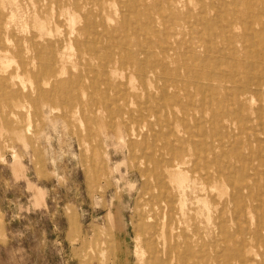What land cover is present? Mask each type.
Instances as JSON below:
<instances>
[{"label": "rangeland", "instance_id": "obj_1", "mask_svg": "<svg viewBox=\"0 0 264 264\" xmlns=\"http://www.w3.org/2000/svg\"><path fill=\"white\" fill-rule=\"evenodd\" d=\"M118 1L0 0V24L7 29L0 39L6 37L10 42L1 49H7L2 51L6 61L11 58L3 67L0 62V90L6 87V91L13 88L21 93L12 97L0 91V264H143L141 252L147 237L145 192L150 187L145 173H149L148 169L157 172L152 167L153 160L179 166L191 187L178 191L171 184V264H264V79L259 88L251 85L247 92L239 94L244 90L240 84L253 80V73L264 75V0H158L154 9V0ZM133 1L139 13L129 7ZM74 2L78 11L101 24L97 31L113 33H93L99 44L92 55L88 50L79 51L74 35L67 43L54 35L56 30L64 33L67 29L65 11L60 13L58 6L63 4L65 10L72 11ZM150 16L152 27L147 29L143 25ZM39 26L44 38L54 40L52 53L60 59L56 67L61 73L59 81L79 72L95 80L100 55L116 54L115 45L120 46L122 40L126 41V51L145 48L151 51L149 59L163 62L155 66L160 75L143 85L145 93L141 96L128 97L126 102L109 107L107 103L91 108L83 104L67 106L60 99L38 96L33 89L39 67L22 66L21 59L33 57L32 44ZM74 26L81 27L82 21L77 19ZM11 51L21 53L11 55ZM116 64L118 75L124 72L117 75L118 80L128 81L133 68L120 60ZM209 70L216 74V80L225 81L221 93L226 91L228 95L216 122L211 121V111L202 117L194 109L201 94H206L197 89V80ZM8 74L17 77L11 81ZM53 81L43 88L50 90ZM164 84L168 86L162 91ZM147 94L151 95L148 102ZM161 97L171 104L164 106L158 116L149 114V110L144 112L143 106L159 104ZM78 101L84 102L85 98L78 97ZM185 106L193 109L190 114H185ZM203 118L207 122L202 123ZM190 137H195L194 142ZM171 146L179 148V153L174 154ZM255 154L259 158L255 159ZM197 195L207 199L203 198L207 205L196 202ZM108 239L115 252L113 260Z\"/></svg>", "mask_w": 264, "mask_h": 264}, {"label": "bare ground", "instance_id": "obj_2", "mask_svg": "<svg viewBox=\"0 0 264 264\" xmlns=\"http://www.w3.org/2000/svg\"><path fill=\"white\" fill-rule=\"evenodd\" d=\"M49 1V0H47ZM56 1V0H55ZM57 1H61V0H57ZM118 1V0H117ZM136 1V0H135ZM133 1V2H130V5L129 7L134 9L135 11L138 12V9H137V3ZM164 1V0H162ZM168 1V0H167ZM250 1V0H249ZM37 2V0H36ZM122 2V1H121ZM263 2V1H261ZM28 3V2H27ZM57 3V2H55ZM60 3V2H59ZM93 3V2H92ZM119 3V1H118ZM123 3V2H122ZM125 3V2H124ZM233 3V2H232ZM264 3V2H263ZM37 4V3H36ZM97 4V3H96ZM40 5V4H39ZM48 5V4H47ZM53 5V4H52ZM83 5V4H82ZM125 5V4H124ZM160 5V4H159ZM50 6V5H49ZM98 6V5H97ZM123 6V5H122ZM158 6V0H154V3L152 4L151 7L156 8ZM222 6V5H220ZM239 6V5H238ZM53 7V6H52ZM84 7V6H83ZM78 8V4L76 2L74 3H71V9H64V5L61 4L58 6V9L60 11V13H62L63 11H65V15H64V20L66 22V26H67V29L66 31H64V33L62 32H59L58 30L55 31V34L54 35H57V36H60L61 37V40L63 42H69V36H73L74 35V38H73V41L75 44L78 45L79 47V51H85V50H88L89 52H91V55L92 53H94L95 51H97V44H99V40L98 38H96L95 36H92V35H95L93 34L94 32L96 33V35H106V36H109V35H112L113 36V33L112 32H108L107 30H105V32L101 29L99 31L96 30L97 26L101 25V24H96V23H93L90 19H88V17L85 15L87 13H81L80 11L77 10ZM86 8V7H85ZM99 8V7H98ZM259 8V7H257ZM48 9V8H47ZM114 9V8H113ZM251 9V8H250ZM133 10V12H134ZM48 11V10H47ZM62 11V12H61ZM78 11V13H77ZM149 11V9H148ZM95 12V11H93ZM129 12V11H128ZM132 12V13H133ZM237 12V11H236ZM246 12V11H245ZM39 13V12H38ZM97 13V12H96ZM139 13V12H138ZM222 13V12H221ZM45 14V13H44ZM57 15V14H56ZM125 15V14H124ZM131 15V14H130ZM132 15H135V14H132ZM137 15V14H136ZM135 15V16H136ZM5 16V15H4ZM255 16V15H254ZM126 17V15H125ZM125 17H124V20H125ZM140 18V17H139ZM78 20L82 21V26L81 27H75L74 24L75 22ZM173 19V18H172ZM203 19H204V16H203ZM260 21V19H259ZM258 21V22H259ZM3 20H1L0 23H2ZM126 22V21H125ZM141 22V21H140ZM146 22V21H145ZM233 22V21H232ZM142 23V22H141ZM166 23V22H165ZM126 24V23H125ZM264 24V23H263ZM262 24V25H263ZM2 26H0V36L1 35H6L7 33V29H5L3 26V24H0ZM59 25V24H58ZM143 25V23H142ZM63 26V25H62ZM65 26V27H66ZM105 26V25H104ZM144 27H146L147 29H151L152 27V19H151V16L149 18V20L143 25ZM143 26L141 27V29H143ZM199 26V25H198ZM218 26V25H217ZM257 26V25H256ZM255 26V27H256ZM192 27V26H191ZM232 27V26H231ZM255 27H253L252 29H254ZM112 28V27H111ZM133 28H136V27H133ZM139 28V26H138ZM137 28V29H138ZM202 28V27H201ZM63 29V27H62ZM99 29V28H98ZM104 29V28H103ZM209 29H212V27H210ZM256 29V28H255ZM257 30V29H256ZM260 30H263V28ZM115 31V30H114ZM137 30H135L136 32ZM147 31V30H146ZM120 32V31H119ZM208 32V31H207ZM260 32V31H259ZM15 33V32H14ZM98 33V34H97ZM133 33V32H132ZM137 33V32H136ZM135 33V34H136ZM147 33V32H146ZM195 33V32H194ZM245 33V32H244ZM19 34V33H18ZM33 34V33H32ZM30 33V35H32ZM48 34V33H47ZM120 34V33H119ZM193 34V33H192ZM34 35V34H33ZM61 35H65V37L61 36ZM35 36L37 37L34 42H33V52H34V55L33 57H30V56H25V58L21 61H22V66H29L30 69L31 68H34L36 66L39 67V70L34 74V78H35V87L33 89V93L37 94L38 96H42V97H46L50 100H56V99H60L62 102L61 104L64 103V105L66 104L67 106L71 105V104H83L84 107L87 106L89 108L99 104V105H102V104H108V107L110 104H117L121 101H125V99H127L128 97H138V96H141L142 94L145 93V91L143 90V85L146 84L147 82H149V79L151 77H154V76H159L160 73H156L155 71V66L156 64H162L163 62L159 61L157 62L156 60H151L149 59V57L151 56V51L149 50H141V51H126V49L124 48V45L126 43H124V41L120 39L121 43H118L120 44V46H116L117 49H114L116 51V54L112 53V52H103L100 57H99V62L100 64L98 66H96V78L95 80H89L87 76L85 75H82V73H77V74H74V75H70L66 80H62V81H59L58 78H59V75L61 74L60 72L56 71V67L58 65H60V59H58V57H56V54H53L52 51L54 50L53 46H54V40H47V38H44L43 36V29H42V26H39L38 29H37V32H35ZM34 36V37H35ZM81 36H84V37H87L85 38V40H82V37ZM106 36H104V38H106ZM118 36V35H117ZM137 36V35H136ZM156 36V35H155ZM201 36V35H200ZM222 36V35H221ZM264 36V35H263ZM22 37V36H21ZM126 37V36H125ZM196 37H198L196 35ZM217 37V36H215ZM220 37V36H219ZM257 37V36H256ZM5 39L2 40V38L0 39V62L2 64V67L5 66V64L8 63L10 59H8L7 61L5 60L7 55L5 56L4 53H2V51H6L5 49H1L2 47L1 46H9V43H8V40L6 39V37H4ZM20 38V37H19ZM28 38V37H27ZM29 38H31L29 36ZM102 38V37H101ZM114 38V37H113ZM117 38V37H116ZM122 38V36H121ZM151 37H149L150 39ZM226 38V37H225ZM261 38V37H260ZM11 39V38H10ZM125 39V38H124ZM157 39V38H156ZM250 39V38H248ZM248 39H246L245 41H247ZM18 40V39H17ZM16 40V41H17ZM129 40V39H128ZM208 40H210L208 38ZM260 40H263V39H260ZM259 40V41H260ZM11 41V40H10ZM102 41V40H101ZM100 41V42H101ZM103 41H105L103 39ZM117 41V40H115ZM119 41V42H120ZM257 41V40H256ZM23 42V40H22ZM27 42V41H26ZM249 42V40H248ZM106 43V42H105ZM114 43V42H113ZM203 43V42H202ZM208 43V42H206ZM213 43V42H212ZM211 43V44H212ZM13 44V43H12ZM73 44V43H72ZM109 44V43H108ZM129 44V42H128ZM166 44V43H165ZM178 44V43H177ZM28 45V43H27ZM104 45V43H103ZM202 45V44H201ZM214 45V44H213ZM253 45V44H252ZM62 46V45H60ZM65 46V45H64ZM106 46V45H104ZM108 46V45H107ZM142 46V45H141ZM158 46V45H157ZM161 46V45H160ZM177 46V45H176ZM256 46V44H255ZM55 47V46H54ZM74 47V46H73ZM102 47V46H101ZM142 47H145V46H142ZM167 47V46H166ZM172 47V46H171ZM180 47V46H179ZM251 47V46H250ZM254 47V46H253ZM8 48V47H7ZM24 48V47H23ZM31 48V47H29ZM105 48V47H104ZM159 48V47H158ZM170 48V46H169ZM209 48V46H208ZM99 49V48H98ZM109 49V48H108ZM129 49V48H128ZM133 49V48H132ZM142 49V48H141ZM65 51L67 50L66 47L64 49ZM104 50V49H103ZM156 50V49H155ZM161 50V49H160ZM165 50V49H164ZM173 50V49H171ZM170 50V51H171ZM195 50V49H194ZM211 50V49H210ZM225 50V49H224ZM15 51V50H14ZM19 51V50H17ZM192 51V50H190ZM219 51V50H218ZM222 51V50H221ZM46 52H48L46 54ZM68 52V51H67ZM165 55L168 50L166 51H163ZM195 52V51H194ZM7 53V52H6ZM21 53V51H20ZM20 53H14L16 55H20ZM75 53V52H74ZM87 53V52H86ZM215 53V52H214ZM12 54V51H11V55H14ZM90 54V53H89ZM225 54V53H224ZM90 55V56H91ZM215 55V54H213ZM194 56V55H193ZM217 56V55H216ZM219 56H221L219 54ZM22 57V56H21ZM154 57V56H153ZM224 57V56H223ZM13 58V57H12ZM17 58V56H16ZM77 58V57H76ZM91 58V57H90ZM206 58V56H205ZM19 59V57L17 58ZM250 59V57H249ZM248 59V60H249ZM15 61V59H13ZM12 60V61H13ZM93 59H91L92 61ZM118 60H120L121 64H124V63H127L128 65H130L132 68H133V71H131V76L130 78L128 79V81L126 82H122L121 80H118V77L121 75L124 74V72L120 73L118 75V68L116 67V63H118ZM201 60V58H200ZM204 60V59H203ZM259 60V59H258ZM13 61V62H14ZM20 61V60H19ZM205 61V60H204ZM257 61V60H256ZM262 61V59H261ZM11 62V61H9ZM73 62V61H72ZM88 62V61H87ZM93 62V61H92ZM91 62V63H92ZM209 62V61H208ZM214 62V61H213ZM21 63V62H19ZM79 63V62H78ZM166 63V62H165ZM249 63V62H248ZM74 64V63H73ZM72 64V65H73ZM90 64V63H89ZM94 64V63H93ZM252 64V63H251ZM250 64V65H251ZM75 65V64H74ZM83 65V64H82ZM85 65V64H84ZM91 65V64H90ZM127 65V66H128ZM167 65V64H166ZM173 65V64H172ZM176 65V64H175ZM206 65V64H205ZM214 65V64H212ZM211 65V66H212ZM236 65V64H235ZM255 65H258V64H255ZM7 66V65H6ZM63 66V64H62ZM64 66H65V63H64ZM76 66V65H75ZM88 66V65H87ZM95 66V65H94ZM163 65H161L162 67ZM180 66V65H179ZM186 66V65H185ZM184 66V67H185ZM202 66V65H201ZM216 66V65H214ZM213 66V68H214ZM248 66V65H246ZM72 69L74 66H71ZM70 67V68H71ZM86 67V66H85ZM165 67V65H164ZM249 67V66H248ZM257 67V66H256ZM259 67V66H258ZM0 68H1V65H0ZM27 68V67H26ZM25 68V69H26ZM61 68V67H60ZM62 68H65V67H62ZM82 68V67H81ZM80 68V69H81ZM89 68V67H87ZM94 68V67H93ZM168 68V66H167ZM201 68V67H200ZM208 68V66H207ZM250 68V67H249ZM69 69V68H68ZM79 69V68H78ZM124 69V68H123ZM170 69V68H169ZM192 69V68H191ZM202 69V68H201ZM206 69V68H205ZM212 69V68H210ZM75 70V68L73 69ZM157 70V68H156ZM189 70V69H188ZM187 70V71H188ZM208 70V69H207ZM17 71V70H16ZM30 71V70H29ZM86 71V70H85ZM212 71V70H211ZM247 71V70H246ZM252 71V70H250ZM66 72V71H65ZM120 72H121V69H120ZM127 72V71H125ZM200 72V71H199ZM224 73H226V71H223ZM25 73V72H24ZM74 73V72H73ZM176 73V71H175ZM217 73V72H216ZM220 73V72H219ZM16 74V72H15ZM32 74V75H33ZM128 74V73H127ZM164 74V73H163ZM170 74V73H169ZM168 74V75H169ZM193 74H195L193 72ZM198 74V73H196ZM195 74V75H196ZM227 74V73H226ZM249 74V73H248ZM263 74V73H262ZM262 74H259V73H253L251 75V79L253 80H246L245 82L241 83L240 86H242L241 88H243L244 90L239 92V94H244L245 92H247L249 90V87L251 85H255L256 88H259L260 86V81L264 79V75ZM118 75V77H117ZM66 76V75H65ZM170 76H173L170 74ZM175 76V75H174ZM177 76V75H176ZM224 76V75H223ZM1 77V76H0ZM7 77V76H6ZM14 77H17L16 76H9L8 74V79L10 78L11 81L13 80ZM129 77V76H128ZM165 77V76H164ZM189 77V76H188ZM198 77V76H196ZM136 79L137 80V83L133 80ZM169 78V77H168ZM225 77H223L224 79ZM4 79V78H3ZM2 79V80H3ZM6 79V78H5ZM17 79V78H16ZM153 79V78H152ZM180 79V78H179ZM192 80V78H190ZM217 79V76L216 74L212 71L210 72H207L203 75V77H200L198 80H197V84H199L197 86V89L205 94V95H202L201 94V98H200V101H199V104L198 105H195V110L198 111V112H201V115L203 117V114L207 111H211L212 113V118H211V121L212 122H216L218 117L221 116V114H223L222 112V109L223 107H225L224 105V100L225 98L228 99V95L226 94V91L225 93H221V90L223 89L224 90V86L222 83V80L221 81H218L216 80ZM54 80V81H53ZM186 80V79H185ZM196 80V79H195ZM229 80V79H228ZM1 81V80H0ZM21 81V80H20ZM48 81V82H46ZM49 81H53L51 84V89L50 90H46L43 88V85L49 83ZM151 81V80H150ZM161 81V80H160ZM184 81V80H183ZM204 81V82H203ZM216 81V82H215ZM237 81V80H236ZM252 81H255V82H252ZM3 82V81H2ZM9 82V81H8ZM152 82V81H151ZM187 82V81H186ZM189 82V80H188ZM192 82V81H191ZM263 82V81H262ZM31 83V82H30ZM153 83V82H152ZM156 83V82H155ZM161 83V82H160ZM203 83V84H201ZM235 83V82H233ZM24 84V83H23ZM162 84V83H161ZM234 85V84H233ZM233 85L231 87H233ZM6 86V85H5ZM166 84H164V86L162 87V91L166 90ZM228 86V85H227ZM9 87V86H8ZM20 88V87H19ZM30 88V86H29ZM148 88V87H147ZM157 88V87H156ZM161 88V87H160ZM253 88V87H252ZM263 88V87H262ZM261 88V89H262ZM13 89V88H12ZM7 90L6 91V87L5 89L3 90V94L4 95H8V96H18L20 92H18V90ZM21 90V89H20ZM169 90V89H168ZM172 91V90H171ZM187 91V90H186ZM189 91V90H188ZM256 91V90H255ZM31 93V92H30ZM229 93V92H228ZM21 94V93H20ZM169 94V93H168ZM172 94V93H171ZM154 95V93L152 94ZM7 96V97H8ZM150 94H147L146 95V98L147 99L146 101L148 102V100H150ZM193 96V95H192ZM15 97V98H16ZM19 97V96H18ZM27 97V96H26ZM78 97H84L85 98V101L84 102H79L78 101ZM143 97V96H142ZM166 97V96H165ZM252 97V96H251ZM10 98V97H9ZM8 98V99H9ZM162 98V97H161ZM160 98V99H161ZM171 98V97H170ZM254 98V97H252ZM23 99V98H22ZM174 99V97H173ZM172 99V100H173ZM76 100L78 101V103L76 102ZM132 100V99H131ZM261 100V99H260ZM14 101V100H13ZM130 101V100H129ZM145 101V102H146ZM53 102V101H52ZM126 102V101H125ZM138 102V101H137ZM171 101L166 100L165 98H162V101L159 103V104H154V103H150L149 105H147V108L143 106V109L145 110L144 112H146V110H149V114L153 115V116H158L159 115V112L161 111V109L164 107V106H167L168 104H171L170 103ZM173 103V102H172ZM250 103H253L252 101ZM257 102L255 101V104ZM136 104V103H135ZM34 105V104H33ZM138 105H140L138 103ZM137 105V106H138ZM146 105V104H145ZM104 106V105H103ZM129 106V105H127ZM194 106V105H193ZM33 107H36V106H33ZM38 107V106H37ZM83 107V106H81ZM101 107L100 106V109L101 110ZM106 107V106H105ZM258 107V106H257ZM53 108V107H52ZM71 108V107H70ZM73 108V107H72ZM77 108V107H76ZM118 108V106H117ZM120 108V106H119ZM126 108V107H125ZM129 108V107H127ZM233 108V107H232ZM263 108V107H262ZM75 109V108H74ZM73 109V110H74ZM121 109V108H120ZM172 109V108H171ZM184 111H186L185 114H190V111H192L193 109H190L189 107H183ZM126 110V109H125ZM227 110V109H225ZM230 110V109H229ZM228 110V111H229ZM10 111V110H9ZM71 111V110H70ZM82 111V110H80ZM124 112V110L121 109V112ZM237 111H238V108H237ZM263 111V110H262ZM36 112V111H35ZM84 112V111H83ZM99 112V111H98ZM101 112V111H100ZM104 112V111H103ZM141 112V111H140ZM226 112V111H225ZM233 112V110L231 111ZM131 113V112H129ZM147 113V112H146ZM227 113V112H226ZM264 113V111H263ZM14 114V113H13ZM37 114V113H35ZM39 114V113H38ZM82 114V112H81ZM80 114V115H81ZM111 114V113H110ZM118 114V113H117ZM134 114V113H133ZM175 114V113H173ZM259 114V113H258ZM257 114V115H258ZM2 115V114H1ZM12 115V113H11ZM114 115V114H113ZM112 115V116H113ZM121 115V114H120ZM119 115V116H120ZM128 115V114H127ZM135 115V114H134ZM141 115V114H140ZM168 115V114H167ZM200 115V116H201ZM205 115V114H204ZM3 116V115H2ZM224 116V115H223ZM235 116V115H234ZM87 117V115H86ZM117 117V116H116ZM136 117V115H135ZM138 117V116H137ZM146 117V116H145ZM211 117V116H210ZM233 117V116H232ZM238 117V116H237ZM236 117V118H237ZM249 117V116H248ZM85 118V117H84ZM115 118V117H114ZM142 118V116H141ZM155 118V117H154ZM169 118V117H168ZM183 118V117H182ZM247 118V117H246ZM245 118V119H246ZM112 119V118H111ZM110 119V120H111ZM116 119V118H115ZM122 119V118H121ZM135 119V118H134ZM140 119V118H139ZM138 119V120H139ZM146 119V118H145ZM144 119V120H145ZM191 119V118H190ZM189 119V120H190ZM234 119V118H233ZM251 119V117H250ZM257 119V118H256ZM260 119V117H259ZM159 120V119H158ZM168 120V119H167ZM166 120V122H167ZM186 120V119H185ZM197 120V119H196ZM254 120V119H252ZM261 120V119H260ZM3 121V120H2ZM174 121V120H173ZM241 121V118L240 120ZM238 121V123H239ZM244 121V119H243ZM250 121V120H249ZM259 121V120H258ZM139 122V121H138ZM158 122V121H157ZM163 122V121H162ZM191 122V121H190ZM189 122V123H190ZM201 122V121H199ZM204 122H207L204 118L202 119V123ZM248 122V121H247ZM261 122V121H260ZM6 123V122H5ZM149 123V122H148ZM182 123V122H181ZM188 123V122H187ZM198 122L196 121L195 124H197ZM219 123V122H218ZM244 123V122H243ZM242 123V124H243ZM251 123V122H249ZM12 124V123H11ZM115 123H113L114 125ZM141 124V123H139ZM173 124V123H172ZM240 124V123H239ZM241 124V125H242ZM252 124V123H251ZM260 124V123H259ZM161 125V124H160ZM165 125V124H164ZM170 125V124H169ZM152 126V125H151ZM207 126V124H206ZM224 126V125H223ZM255 126V125H254ZM130 127V125H129ZM150 127V126H149ZM205 127V126H204ZM222 127V126H221ZM3 128V127H2ZM167 128V127H166ZM196 128V127H195ZM200 128V127H199ZM202 128V127H201ZM206 128V127H205ZM238 128H241V127H238ZM246 128V127H245ZM244 129V128H243ZM250 129V128H249ZM127 130V128H126ZM140 130V129H139ZM144 130V128H143ZM187 130V129H186ZM200 130V129H199ZM202 130V129H201ZM142 131V130H140ZM182 131V130H181ZM206 131V130H205ZM232 131V130H231ZM245 131V130H244ZM240 132V131H239ZM238 132V133H239ZM2 133V132H1ZM130 133V132H129ZM167 133V132H166ZM205 133V132H204ZM255 133V132H254ZM200 133H198L199 135ZM162 135V134H160ZM201 135V134H200ZM238 135H241V133H239ZM244 135V134H243ZM264 135V134H263ZM155 136V135H154ZM206 137V136H205ZM139 138V137H138ZM158 138V137H157ZM156 138V139H157ZM164 137H162L163 139ZM177 138V137H176ZM195 137H193L194 139ZM259 138V136L257 137ZM129 139V138H128ZM145 139V138H144ZM153 139V138H152ZM192 137L189 138V140L193 141ZM261 138H259L260 140ZM161 140V138L159 139ZM221 140V138H220ZM247 140V139H246ZM169 141V140H168ZM174 141V140H173ZM211 141V139H210ZM256 141V140H255ZM263 141V140H262ZM261 141V142H262ZM155 142V141H154ZM185 142V141H184ZM194 142V141H193ZM200 142V141H199ZM203 142V141H201ZM264 142V141H263ZM262 142V143H263ZM99 143V142H98ZM164 143V142H163ZM172 143V142H171ZM180 143V142H178ZM191 143V142H190ZM198 143V142H196ZM206 143H209V142H206ZM211 143V142H210ZM209 143V144H210ZM240 143V142H239ZM243 143V142H242ZM241 143V144H242ZM201 144V143H200ZM199 144V145H200ZM203 144V143H202ZM201 144V145H202ZM179 145V144H177ZM196 145V144H195ZM220 145V144H219ZM234 145V144H233ZM162 146V145H161ZM261 146V145H260ZM160 147V146H159ZM217 147V145H216ZM234 147V146H233ZM241 147V146H239ZM264 147V146H262ZM261 147V148H262ZM196 148V146H195ZM199 148V147H197ZM202 148V147H200ZM160 149V148H159ZM158 149V150H159ZM170 149V148H169ZM180 149L181 148V144H180ZM206 149V148H205ZM204 149V152L206 151ZM252 149V148H251ZM260 149V148H259ZM157 150V148H156ZM167 150V149H166ZM184 150V149H183ZM182 150V151H183ZM216 150V148H215ZM221 150V149H220ZM155 151V150H154ZM165 151V150H164ZM171 151H173L174 154H178L179 153V148L177 149V147H172L171 146ZM200 151V150H199ZM202 151V149H201ZM200 151V152H201ZM251 151V150H249ZM262 152V151H261ZM150 153V152H149ZM153 153V152H151ZM150 153V154H151ZM168 153V152H167ZM166 153V154H167ZM171 153V152H170ZM243 153V152H242ZM260 154V153H259ZM156 155V154H155ZM163 155V154H162ZM226 155V154H225ZM245 155V154H244ZM243 155V156H244ZM258 155V154H257ZM257 155L255 154V159L259 158L257 157ZM145 156V155H144ZM172 156V155H171ZM195 156H198L197 153L195 154ZM241 156V155H240ZM241 156V157H243ZM264 157V156H263ZM145 158V157H144ZM162 159V158H161ZM212 159L213 156H212ZM249 159V158H248ZM102 160V159H101ZM148 160V159H147ZM172 160V158H171ZM200 161V160H199ZM255 161V160H253ZM205 162V161H204ZM210 162H213L210 161ZM140 163V162H139ZM100 164V163H99ZM210 164V163H209ZM216 164V163H215ZM226 164V163H225ZM244 165V163H242ZM146 165V164H145ZM144 165V166H145ZM193 165V164H192ZM195 165V164H194ZM199 165V164H197ZM218 165V164H216ZM209 166V165H208ZM260 166V165H259ZM152 167L153 169H157V172L155 173L154 170L150 171V169H148V172L149 173H145V178L147 179V181L149 182L150 184V187L148 188V190L145 192V195L147 197V201H146V205H145V208L147 210V213H146V220L147 222L145 223V229H146V241H145V248L144 250L141 252L142 255H143V264H171V184H174L175 187L177 188L178 191H183L185 188H191L190 185L188 184L189 180H188V177L187 175H185L184 173H182L178 167H173L169 164H166L165 162L161 161V160H153L152 161ZM219 167V166H218ZM145 168V167H144ZM198 170V168H196ZM146 171V169H144ZM143 170V172H145ZM204 170V169H203ZM206 170V169H205ZM231 170V169H230ZM233 170V169H232ZM220 171V169H219ZM229 171V170H227ZM97 172V171H96ZM187 173V172H186ZM192 173V172H191ZM208 173V172H207ZM231 173V172H230ZM98 174V173H97ZM189 175V173H187ZM95 176V175H94ZM204 176V175H203ZM221 176V175H220ZM96 177V176H95ZM245 177V176H244ZM259 177V175H258ZM210 178H211V175H210ZM95 179V178H94ZM203 180V179H201ZM202 182V181H201ZM208 183V182H207ZM211 183V182H210ZM246 184V183H245ZM207 185V184H205ZM204 185V186H205ZM264 185V184H263ZM227 186V185H226ZM237 185H235L236 187ZM147 187V186H146ZM202 187V186H201ZM238 187V186H237ZM236 187V188H237ZM200 188V187H199ZM205 188V187H204ZM203 188V189H204ZM239 188V187H238ZM147 189V188H146ZM202 189V190H203ZM144 190V189H143ZM237 190V189H236ZM242 190V189H241ZM254 190V189H253ZM259 191V190H257ZM194 192V191H193ZM203 192V191H202ZM201 192V193H202ZM143 193V192H142ZM250 193V191H249ZM235 194V193H234ZM256 194V193H255ZM257 194L259 195L260 193L257 192ZM175 195V194H174ZM179 195V194H178ZM182 195V194H181ZM180 195V196H181ZM193 195V194H192ZM209 195V194H208ZM241 195H244L241 193ZM194 196V195H193ZM205 196H207L205 194ZM256 196V195H255ZM143 197V196H142ZM198 197V195H197ZM201 197V196H200ZM241 197V196H240ZM145 198V197H144ZM174 198V197H173ZM199 198L198 197V200L196 202H199L201 203L200 201H203L204 200H207L204 198ZM239 198V196H238ZM247 199V198H246ZM255 199V197H254ZM258 199V198H257ZM212 200V199H211ZM185 201V200H184ZM258 200L255 199V202H257ZM205 204L203 203L202 206H205L207 205L206 202L207 201H204ZM179 203V202H178ZM181 203V202H180ZM179 203V204H180ZM183 203V202H182ZM185 203V202H184ZM244 203V202H243ZM242 203V204H243ZM258 203V202H257ZM260 203V202H259ZM198 203H196L197 205ZM143 205V204H142ZM217 205V204H216ZM245 206V205H244ZM257 206V205H256ZM260 206V204H259ZM183 207V206H181ZM215 207V206H214ZM184 208H186V206L184 205ZM207 209V208H206ZM236 209V208H235ZM256 209V208H255ZM258 209V207H257ZM182 210V209H181ZM242 210V208H241ZM183 211V210H182ZM190 211V210H189ZM208 211V210H206ZM235 211V210H234ZM261 211V210H260ZM202 212V211H201ZM178 213V212H177ZM141 214V213H140ZM208 214V212H207ZM210 214V212H209ZM251 214V213H250ZM244 215V214H242ZM261 215V213H260ZM182 216V215H181ZM209 216V215H208ZM221 217V216H220ZM210 218V217H209ZM244 218V217H243ZM235 219V218H234ZM262 219V218H261ZM249 222V221H248ZM247 222V223H248ZM179 223V222H178ZM243 223V222H242ZM241 223V224H242ZM176 225V224H175ZM219 225V224H218ZM249 225V224H248ZM243 227V226H242ZM263 227V226H262ZM224 228V227H223ZM244 228V227H243ZM219 229V228H218ZM246 230V229H245ZM177 231V230H176ZM179 231V230H178ZM181 231V230H180ZM183 231V230H182ZM194 231V230H192ZM196 231V230H195ZM142 233V232H141ZM219 233V232H218ZM261 234V233H259ZM185 235V234H184ZM223 236V235H222ZM249 236V235H248ZM252 236V234H251ZM260 236V235H258ZM177 237V236H176ZM195 238V236H193ZM224 237V236H223ZM263 237V236H262ZM258 238V237H257ZM176 239V238H175ZM178 239V238H177ZM188 239V238H187ZM224 239V238H222ZM233 239V238H231ZM251 239V237H250ZM144 240V238H143ZM263 240V238H262ZM112 240L111 239H108L107 241V244H108V248H109V251H110V257L111 259H115V252L113 250V248L111 247V242ZM226 241V240H225ZM246 241V240H245ZM257 241V240H256ZM261 241V240H260ZM259 241V242H260ZM186 242V241H185ZM227 242V241H226ZM144 244V243H143ZM186 244V243H185ZM258 244V243H256ZM181 245V243H180ZM240 245V244H239ZM261 245V244H260ZM259 246V245H258ZM263 246V245H262ZM228 247V246H226ZM231 247V246H230ZM257 247V246H256ZM184 248V247H183ZM188 248V246H187ZM187 248H186V252H183L185 253V257L186 255H188L187 253ZM260 248V247H259ZM231 249V248H230ZM241 249V248H240ZM264 249V247H263ZM142 250V249H141ZM178 250V249H177ZM190 249H188L189 251ZM235 250V249H234ZM137 251V250H136ZM183 251V250H182ZM198 251V250H197ZM196 251V252H197ZM195 252V253H196ZM205 252V251H204ZM136 253V252H135ZM182 253V254H183ZM241 253V252H240ZM190 254V252H189ZM173 255V254H172ZM226 255V254H225ZM234 255V254H233ZM203 256V255H202ZM235 256H238V255H235ZM200 257V256H199ZM191 258V257H190ZM188 258V259H190ZM198 258V257H197ZM249 258V257H248ZM253 258V257H252ZM173 259V258H172ZM183 259V258H182ZM206 260V259H205ZM227 260V259H226ZM254 262H255V259H254ZM173 263V262H172ZM175 264V263H174Z\"/></svg>", "mask_w": 264, "mask_h": 264}]
</instances>
